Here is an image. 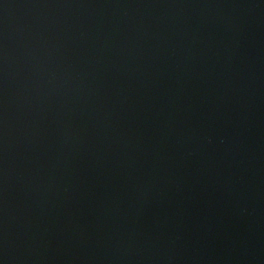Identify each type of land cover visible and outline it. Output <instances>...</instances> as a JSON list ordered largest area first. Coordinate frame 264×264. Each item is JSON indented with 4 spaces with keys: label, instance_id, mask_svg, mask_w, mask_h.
I'll use <instances>...</instances> for the list:
<instances>
[{
    "label": "water",
    "instance_id": "obj_1",
    "mask_svg": "<svg viewBox=\"0 0 264 264\" xmlns=\"http://www.w3.org/2000/svg\"><path fill=\"white\" fill-rule=\"evenodd\" d=\"M0 264H264V0H0Z\"/></svg>",
    "mask_w": 264,
    "mask_h": 264
}]
</instances>
